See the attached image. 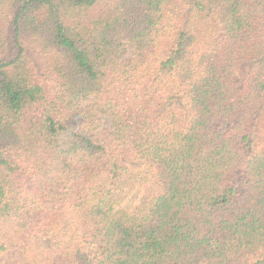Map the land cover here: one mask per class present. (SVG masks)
Instances as JSON below:
<instances>
[{"label": "trees", "instance_id": "trees-1", "mask_svg": "<svg viewBox=\"0 0 264 264\" xmlns=\"http://www.w3.org/2000/svg\"><path fill=\"white\" fill-rule=\"evenodd\" d=\"M0 264H264V0H0Z\"/></svg>", "mask_w": 264, "mask_h": 264}]
</instances>
